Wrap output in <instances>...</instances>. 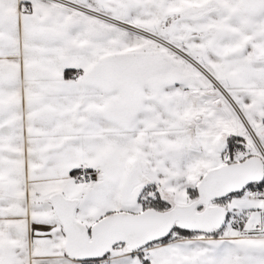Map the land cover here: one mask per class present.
<instances>
[{
	"label": "snow or ice",
	"instance_id": "1",
	"mask_svg": "<svg viewBox=\"0 0 264 264\" xmlns=\"http://www.w3.org/2000/svg\"><path fill=\"white\" fill-rule=\"evenodd\" d=\"M0 264H264V0H0Z\"/></svg>",
	"mask_w": 264,
	"mask_h": 264
}]
</instances>
